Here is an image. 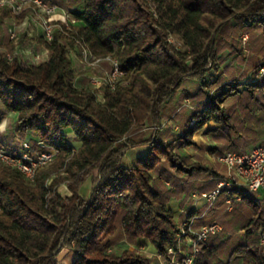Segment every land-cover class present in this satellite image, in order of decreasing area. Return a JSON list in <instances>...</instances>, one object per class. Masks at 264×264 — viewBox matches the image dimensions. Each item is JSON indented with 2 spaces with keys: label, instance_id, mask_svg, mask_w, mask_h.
<instances>
[{
  "label": "trees",
  "instance_id": "trees-1",
  "mask_svg": "<svg viewBox=\"0 0 264 264\" xmlns=\"http://www.w3.org/2000/svg\"><path fill=\"white\" fill-rule=\"evenodd\" d=\"M76 1L74 22L59 23L50 43L37 39L47 51L45 60L8 59L26 35L10 41L0 56V125L6 113L15 114L16 135L59 152L38 169L33 183L0 161V264H59L63 248L75 253L72 264H151L134 250H113L120 234L131 243L148 239L172 262L169 250L178 251L180 241L169 203L196 190L211 191L219 179L217 170L184 156L197 146L194 135L215 124L208 130L216 139L207 148L212 156L246 152L242 145L264 137L257 129L264 125V77L245 91L234 87L212 93L221 82L218 50L225 24L236 18L245 22V31L258 28L264 38V0ZM8 19L23 18L0 9V26ZM78 48L96 58L110 57L124 71L101 100L77 82L72 54ZM263 63L258 59L251 69L257 74ZM187 79L198 82L196 97L203 101L185 122L175 150V142L160 137L161 129L167 106ZM145 124L157 127L155 136L139 135ZM70 134L81 143L78 150ZM142 145L149 146L145 154L127 164L128 150ZM95 172L99 178L85 199L80 189ZM67 181L70 194L63 196L59 189ZM259 193V198L234 188L221 193L217 208L226 216L228 200L234 203L231 213L240 204L245 233L238 239L224 240L221 233L211 237L195 264H264V195ZM204 209H186V219L201 216ZM196 222V229L204 225V220ZM175 258L181 264L184 256Z\"/></svg>",
  "mask_w": 264,
  "mask_h": 264
},
{
  "label": "rangeland",
  "instance_id": "rangeland-1",
  "mask_svg": "<svg viewBox=\"0 0 264 264\" xmlns=\"http://www.w3.org/2000/svg\"><path fill=\"white\" fill-rule=\"evenodd\" d=\"M44 1L57 7V14L51 19L53 21V24L56 25H58L59 23H67L68 21L65 19V15H69V13L76 9L75 7L77 6L75 4H72L76 0ZM31 6L34 7L33 4H31ZM32 7L28 8L24 13L18 15L22 16V21H18L16 19H8L5 21L4 25L0 26V56L3 53H7L8 44L10 41H16L19 37L26 35L22 43H17L15 52L9 53L8 55H19L22 59H24V61H28L31 63H39L40 61H43L47 58V54L44 52V49H42V47H40L37 42V39L43 36V34L40 23H38L39 21H36L35 18H32ZM244 23L245 22L241 20L238 21L236 18H232L231 20H228V22L225 24V30L221 32L222 34L219 37L221 42L218 50V56L220 57V62L222 64L221 70L220 72H218V74L220 73L218 79H221V82L212 88V93L214 95L219 94L220 89L223 88L226 90H232L234 87H238L240 91H245L249 85H252L254 82L260 81L264 77V63L263 68L260 69L257 74L254 72V70L251 69L252 63H254V61L256 62L259 59L264 62V54L261 53L264 49V38L262 36V31L258 28H256L255 30L249 29L245 31L243 28ZM59 26L61 25L59 24ZM13 32L16 35V40H13L11 38ZM170 40L171 42L175 43L180 49L184 50L182 42H180L178 39L170 37ZM81 50V48H78V54H72L73 66L76 73L79 74L77 82L79 84L81 83L86 85V87L90 88L91 91H93L97 95L98 99L101 100L106 89L95 88L91 84L90 79L93 76L105 78L106 75L111 71L112 65L109 60L111 58H102V61H100L98 64L89 66L82 60ZM190 64L192 63L190 62ZM198 88L199 85L196 81L186 80L175 94L174 99L166 108V114L168 115V117H166L163 121L161 129L162 134L160 133V137L166 142H175V150L177 148L176 142L178 140V135L183 133L185 122L187 121L190 114L196 111L201 106V103L203 101L201 97H196ZM185 94H189L191 96L189 97V95L186 96ZM0 111H4L1 104ZM15 121L16 116L14 114L6 113L5 120L0 125V142L5 147H12L13 145L18 146L19 141H22L24 139L29 140L30 138L29 136H20L14 133ZM191 124H194V122H192ZM156 129L157 127L153 128L152 125L145 124L139 130V135H144L146 138L152 135L155 136V134H153V130ZM204 129H207V125ZM257 129L258 133L264 132V125L261 128L258 127ZM205 131L206 132L203 131L194 135L193 140L197 143V146L195 148L192 147L186 149L183 154L184 156L191 157V160L193 162H198L209 169L217 170L219 174V179L217 181L218 185L220 182H224L228 178V170L220 161V157H222L229 151L226 150L223 152V154L217 156H212L211 154H209V152H207V148L216 145V139L210 135H206L207 130ZM69 136L73 141L75 150H78L81 147V143L74 139L73 134H70ZM263 144L264 137H262L261 140L256 138L254 141L242 145L243 151L246 152L235 153H248ZM147 147L149 146L142 145L129 149L125 155V162L128 164L131 161V156L134 151H136L137 153H142V151H144L145 148L147 149ZM163 167L168 168V165L164 164ZM170 171L173 172L172 170ZM57 175H61V173ZM57 175L53 176L52 179L58 177ZM155 176L158 177V174L155 173ZM98 178V173L95 172L93 176L90 177L82 185L80 190H82L83 187H88L92 193L94 181L98 180ZM68 185V181L64 182L61 185L59 189L61 195L66 196L70 194ZM165 185L169 189H173V185L171 183L166 182ZM180 197H176L174 199H179ZM188 197L189 196L185 197V199L182 200L185 202L184 205H182L181 202L182 208L175 210L177 211L176 215L178 216L177 218L175 216V219L179 224V232L177 236L178 238H182L181 241L185 239V237H183L181 234L184 232L188 233V231H186L185 229V222L188 221V219H186L187 207L185 205L186 202L187 204L191 202L190 199H187ZM238 206V212L231 213L227 208L226 216L224 215L225 211L223 212L222 207L217 209L215 207L209 211L206 218L200 219H204V224H209L214 221L220 223L224 228V231L221 233L222 239L225 240L229 237L238 239L245 233L242 229L245 221L241 218V216H239L242 214L245 215V213L241 210V207L239 208ZM202 209H204L205 212L206 207H199V210ZM182 210H184L185 212L182 213ZM118 237L119 239L113 247V250H115L116 252L122 253L124 250H134L136 253L148 258L151 264H172V262H168L157 252V250L152 246L148 239L143 238L139 239L135 243H131L130 241H128V239H124L122 234H120ZM181 243L182 242H180L179 248L183 247V244ZM61 256H63V259L61 258ZM75 259V253L69 248H63L58 255L59 264H72Z\"/></svg>",
  "mask_w": 264,
  "mask_h": 264
},
{
  "label": "built area",
  "instance_id": "built-area-1",
  "mask_svg": "<svg viewBox=\"0 0 264 264\" xmlns=\"http://www.w3.org/2000/svg\"><path fill=\"white\" fill-rule=\"evenodd\" d=\"M34 5V7L31 6ZM33 9V17L39 21L42 28V34L47 42H51L54 37L55 30L60 27L59 24H53L51 20L57 14V7L51 5L44 0H0V9H8L10 12L20 15L28 8ZM67 21L74 22L72 13L65 15ZM16 35L13 32L12 39ZM82 60L89 66L96 65L102 58H96L86 48H81ZM47 54V51L44 50ZM12 61L13 56H8ZM111 62V71L102 77H91V84L98 89L114 90L117 84L124 76L118 61L109 59ZM58 150L53 147H48L42 142H38V147H35L30 140L19 141V145L12 147H5L0 145V161L12 169H16L29 181L35 182L36 174L39 168L49 165L54 161L58 155ZM220 161L228 170V178L224 182H220L217 187L211 191L196 192L192 194L193 199H197L198 203H203L206 207L205 212L201 216H195L190 221L185 222V229L187 232L181 235L185 237L183 241L180 239L183 247L179 250L171 248L169 253L173 255L172 264H178L175 256L181 254L184 256L181 264H195L198 254L205 242L211 237L223 232V226L214 221L209 224H204L198 230H195L194 224L200 218L208 215L209 211L213 209L221 195V193L233 186L239 185L240 188H245L248 193L262 192L264 195V145L258 146L248 153L227 152ZM240 200L239 198L237 199ZM228 209L232 210L234 203L231 200L227 201ZM185 211L182 210V213ZM186 240V241H185ZM262 244H264V236L262 237Z\"/></svg>",
  "mask_w": 264,
  "mask_h": 264
},
{
  "label": "crops",
  "instance_id": "crops-1",
  "mask_svg": "<svg viewBox=\"0 0 264 264\" xmlns=\"http://www.w3.org/2000/svg\"><path fill=\"white\" fill-rule=\"evenodd\" d=\"M187 80H193V79H187ZM193 81H195V80H193ZM197 84H198V82H197ZM199 85V84H198ZM199 89H200V86H199V88H198V91L196 92V95H197V93L199 92ZM186 95V94H185ZM192 97H195V96H192ZM10 114H12V113H10ZM15 115V114H14ZM16 116V115H15ZM5 120V119H4ZM4 122V121H3ZM2 122V123H3ZM213 127H215V124H213V123H211V124H208L207 125V129H203V130H201L200 132H206L205 130H207V133H206V135H210L209 133H208V130H210L211 128H213ZM206 128V127H205ZM199 133V132H198ZM211 136V135H210ZM197 144V143H196ZM261 146V145H260ZM148 148V147H147ZM146 148L144 149V151H142V153H137L136 151H134L133 153H132V156H131V161L128 163V164H133V163H135L137 160H138V158H140L142 155H144L145 154V152H146ZM232 188H234V189H236V190H238V191H242V192H246V193H248L247 191H246V189L245 188H240V186L239 185H237V186H233ZM196 192H201V191H198V190H196V191H194L193 193H196ZM192 193V194H193ZM90 194H91V191L89 190V188L88 187H83L82 188V190H81V196L83 197V198H85V199H87V198H89L90 197ZM249 194V193H248ZM250 194H252V195H256L257 197L256 198H259L258 197V195L260 194V193H250ZM189 197L187 198V199H190V203H188L187 204V202H186V207H187V209L188 208H192V209H194V210H199V207H203V203H198L197 202V199H193L192 198V195H188ZM261 196H263L262 194H261ZM185 197H187V195L186 194H184V195H182L179 199H173L171 202H170V204H169V207L172 209V211H174L175 212V216H176V218L178 217L177 215H176V212L177 211H175V210H177V209H181L182 207H181V202H182V200H184L185 199ZM240 199L239 201L238 200H236V202H241V197L240 196H237V199ZM215 207H216V209H217V206L215 205ZM214 207V208H215ZM229 211H231V210H229ZM204 218H206V217H204ZM204 219H199V220H197V222H196V224L198 223V222H200V221H203ZM197 228V227H196ZM76 257V256H75Z\"/></svg>",
  "mask_w": 264,
  "mask_h": 264
}]
</instances>
